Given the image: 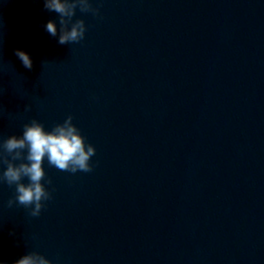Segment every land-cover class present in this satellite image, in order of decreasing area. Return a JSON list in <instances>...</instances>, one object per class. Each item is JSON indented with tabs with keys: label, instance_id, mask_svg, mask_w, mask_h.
<instances>
[{
	"label": "water",
	"instance_id": "95a60500",
	"mask_svg": "<svg viewBox=\"0 0 264 264\" xmlns=\"http://www.w3.org/2000/svg\"><path fill=\"white\" fill-rule=\"evenodd\" d=\"M92 2L60 45L44 0H0V140L71 115L96 148L91 172L45 159L38 217L0 184V261L264 264V0Z\"/></svg>",
	"mask_w": 264,
	"mask_h": 264
},
{
	"label": "clouds",
	"instance_id": "9594fccd",
	"mask_svg": "<svg viewBox=\"0 0 264 264\" xmlns=\"http://www.w3.org/2000/svg\"><path fill=\"white\" fill-rule=\"evenodd\" d=\"M44 8L58 15L56 20H49L45 30L52 36H58L60 45L80 42L86 33V24L83 19H73L77 9L81 13L99 15V7H94L92 0H44ZM15 55L29 70L33 67L30 55L21 49L15 50ZM25 112L32 110L31 104H26ZM96 154V148L86 143V138L73 123V117L68 115L62 123L46 130L43 123L32 119L23 125L22 134L11 135L0 140V166H6L0 171V184L6 183L9 187L15 186L14 197L8 199L6 206L14 205L29 209V215L38 217L44 208L45 201L52 198L51 192L45 183L43 167L45 159L50 167L62 172L76 173L91 172L93 165L91 158ZM18 162V163H17ZM27 179V183L23 181ZM10 235L14 233L10 232ZM0 264H7L0 261ZM13 264H52V262L39 252H29Z\"/></svg>",
	"mask_w": 264,
	"mask_h": 264
}]
</instances>
